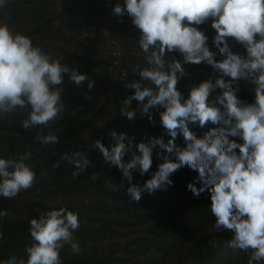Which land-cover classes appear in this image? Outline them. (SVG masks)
<instances>
[{
  "label": "clouds",
  "instance_id": "clouds-1",
  "mask_svg": "<svg viewBox=\"0 0 264 264\" xmlns=\"http://www.w3.org/2000/svg\"><path fill=\"white\" fill-rule=\"evenodd\" d=\"M5 4L6 0H0V8ZM112 13L118 17L126 13L140 30L138 44L147 62L146 67L137 66L135 74L140 79L125 84L134 92L123 99L121 115L135 121L139 109L140 117L154 124L152 110L160 106L164 109L159 113L160 124L170 138L167 143L163 136L139 142L135 145L139 154L134 152L127 162L124 157L134 137L126 133L112 129L113 144L106 146L97 139L92 146L105 164L122 172L129 184L127 194L137 202L142 193L166 191L173 184L171 175L179 169L187 166L197 171L202 186L197 188L192 182L187 189L195 197L210 193L209 208L216 218L213 227L234 232L228 247L252 250L248 264L264 261V0H124L123 6L117 3L112 7ZM209 21L220 60L208 47L209 37L198 27ZM230 41L242 45L246 55L234 53ZM173 52H179L183 61L166 58V53ZM62 61V55L53 58L34 46L30 37L0 23V116L29 109L22 128H47L66 107L61 99L65 75L76 86L87 81L88 89L94 87L95 81L86 73ZM188 63H206L212 74L192 87L184 99L177 84L187 75L183 65ZM242 80L254 86V103L238 97ZM216 89L220 93L209 102ZM134 100L136 109L131 107ZM197 122L201 128L209 122L220 127L197 138L189 128ZM180 134L187 142L185 148L175 144ZM35 139L45 146L59 143L50 131H38ZM156 146L162 150L158 155L163 162L142 185L133 183V170L138 169L141 176L149 173ZM31 155L25 152L16 159L0 158V197L15 198L34 186L36 172L25 163ZM63 159L75 165L73 178L90 165L82 151L65 154ZM59 167L58 162L53 164V168ZM7 215L8 210H0V217ZM79 227V214L66 207L42 213L29 221L33 242L24 249L27 260L12 256L0 264H62L60 251L65 244L73 254L81 252L73 236Z\"/></svg>",
  "mask_w": 264,
  "mask_h": 264
},
{
  "label": "trees",
  "instance_id": "trees-1",
  "mask_svg": "<svg viewBox=\"0 0 264 264\" xmlns=\"http://www.w3.org/2000/svg\"><path fill=\"white\" fill-rule=\"evenodd\" d=\"M117 3L123 6L124 0H6L0 8V23L30 37L34 46L43 48L53 58L62 55V62L79 68L95 81L94 87L88 89L87 81L76 86L65 75L61 99L66 107L47 128H22L21 121L28 117L29 109L0 116V158L16 159L30 152L25 163L36 172L32 188L15 198L0 197V210H8L7 216L0 217V262L12 256L26 261L24 249L33 242L30 219L66 207L79 214L80 227L73 236L81 252L73 254L65 244L60 251L62 264H248L252 250L228 247L234 232L213 227L216 218L209 208L210 193L205 191L195 197L187 189L192 182L197 188L202 186L197 171L187 166L179 169L171 175L173 184L166 191L142 193L137 202L127 194L129 184L122 172L105 164L99 150L92 146L97 139L106 146L113 144L109 135L112 129L118 134L126 133L134 137L133 146L124 157L127 162L134 152L139 154L135 147L139 142L163 136L167 143L170 138L160 124L159 113L164 110L160 106L152 110L154 124L147 117H140L139 109L135 121L121 115L123 99L134 92L125 84L140 78L135 73H122L114 61L120 59L142 67L147 62L138 44L140 30L126 13L123 17L113 15L112 7ZM198 27L209 37L208 47L217 53L216 59H222L212 42L215 31L211 21ZM230 45L234 53L246 55L239 43L230 41ZM166 58L183 61L179 52L166 53ZM183 66L187 75L179 80L177 89L187 99L192 87L209 78L212 68L206 63ZM240 87L238 97L254 103V86L242 80ZM220 91L212 92L209 102ZM131 107L138 108V102L134 100ZM214 127L220 125L209 122L201 128L198 122L189 124L197 138H203ZM38 131L56 134L59 143L40 144L35 139ZM229 139L242 142L238 137ZM175 144L186 147L182 134ZM74 151H82L90 159V165L75 178V165L63 159ZM158 153L162 150L156 146L149 173L141 176L138 169L133 170V183L142 185L151 178L163 162ZM57 162L60 167L53 168Z\"/></svg>",
  "mask_w": 264,
  "mask_h": 264
},
{
  "label": "built area",
  "instance_id": "built-area-1",
  "mask_svg": "<svg viewBox=\"0 0 264 264\" xmlns=\"http://www.w3.org/2000/svg\"><path fill=\"white\" fill-rule=\"evenodd\" d=\"M114 65L124 74L135 73L137 71V66L143 68L140 64L128 65L120 59L115 60Z\"/></svg>",
  "mask_w": 264,
  "mask_h": 264
}]
</instances>
